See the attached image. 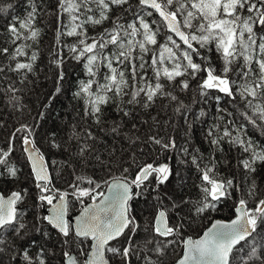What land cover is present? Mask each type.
Returning <instances> with one entry per match:
<instances>
[{
	"label": "snow or ice",
	"instance_id": "snow-or-ice-1",
	"mask_svg": "<svg viewBox=\"0 0 264 264\" xmlns=\"http://www.w3.org/2000/svg\"><path fill=\"white\" fill-rule=\"evenodd\" d=\"M44 3L25 0L21 16L0 0V94L27 107L50 11L49 99L71 60L82 107L45 133L48 158L36 141L44 111L0 149V178L16 182L19 134L34 184L0 192V264H264V142L250 134L264 136V0ZM227 201L231 218L214 219Z\"/></svg>",
	"mask_w": 264,
	"mask_h": 264
},
{
	"label": "trees",
	"instance_id": "trees-1",
	"mask_svg": "<svg viewBox=\"0 0 264 264\" xmlns=\"http://www.w3.org/2000/svg\"><path fill=\"white\" fill-rule=\"evenodd\" d=\"M3 2H13L16 5L15 13L18 15H24L26 10L25 0H3ZM56 3V0H45L44 7L46 9H51ZM7 18L0 15V28H2L6 23ZM39 25L43 29V37L40 44V59L37 62L38 68L35 75H30V79L33 81L32 84L28 85L25 89L23 95L22 104L27 105L26 108L22 110H16L12 108L7 100V97L0 94V149H7L9 146V141L12 138V133L16 128L20 126L21 123L27 122L29 124L35 123V117L40 111L45 112V119L40 121V127L36 130V141L37 146L41 148L48 158V143H47V133L54 125L63 126L68 119L75 116L76 111L82 107V103L79 100L73 99L72 93L76 90V85L78 81L83 78L84 73L79 65H76L73 61L69 60L64 66L66 77L62 82L63 92L61 95H57L54 99H49L56 87V70L53 66L49 64V53L52 49L55 37L56 20L55 16L49 14L42 16L39 20ZM71 39V38H69ZM50 104V107L44 109L43 104ZM199 107V106H197ZM210 112L214 114V108L209 109ZM209 122L213 119V115L206 118ZM202 127L206 125H196L193 129V142L199 144L202 138ZM255 132L256 137L264 142V136H260L256 130H250V134ZM14 151L10 157L11 161L15 163L16 167L20 169L19 179L16 182L10 181L8 178H0V190L5 194L10 193L15 190L18 186L28 187L30 191L34 190V184L31 180L30 172L31 169L28 166V161L22 151L21 141L19 134L17 138L13 141ZM206 148L207 145H204ZM227 147V146H226ZM119 148V145H117ZM52 152H57L56 149H52ZM229 159L232 157V153H228ZM52 160L59 162L61 157L57 154L50 157ZM175 164V160H173ZM92 170L89 169V174ZM98 175H106L105 172H98ZM183 176L188 177L189 173L184 171L181 173ZM67 175V173H65ZM195 177L192 176L188 179V184L191 185ZM178 180L174 181L178 183ZM259 186L264 189V171L261 172L258 179ZM57 185L61 186V181L57 180ZM187 191L195 196L196 189L189 187ZM231 204L232 201H227L222 207V210L218 213H213L214 219H229L231 218ZM141 206H143L141 204ZM79 213V206L73 209V215ZM31 218V201H29V219ZM208 221H205V225ZM204 225L194 224L193 227L196 228L197 232ZM194 234V233H190ZM55 243V237L53 234V239L50 241ZM180 249L177 248V252ZM57 255L59 251L57 250ZM53 264H59V261H53Z\"/></svg>",
	"mask_w": 264,
	"mask_h": 264
},
{
	"label": "water",
	"instance_id": "water-1",
	"mask_svg": "<svg viewBox=\"0 0 264 264\" xmlns=\"http://www.w3.org/2000/svg\"><path fill=\"white\" fill-rule=\"evenodd\" d=\"M0 192H2V191L0 190Z\"/></svg>",
	"mask_w": 264,
	"mask_h": 264
}]
</instances>
